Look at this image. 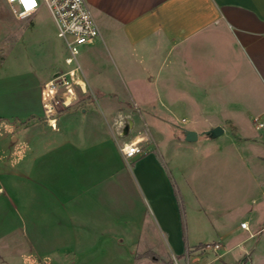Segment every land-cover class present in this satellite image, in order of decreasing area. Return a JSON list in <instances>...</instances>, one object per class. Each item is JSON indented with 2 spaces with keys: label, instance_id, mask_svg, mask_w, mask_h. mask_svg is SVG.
Instances as JSON below:
<instances>
[{
  "label": "crops",
  "instance_id": "obj_1",
  "mask_svg": "<svg viewBox=\"0 0 264 264\" xmlns=\"http://www.w3.org/2000/svg\"><path fill=\"white\" fill-rule=\"evenodd\" d=\"M85 2L95 43L112 39L119 79L102 83L97 58L83 60L87 93L52 117L54 129L36 122L47 121L41 89L59 69L33 80L19 118L38 120L11 137L18 150H45L50 252L68 264H264V0ZM126 96L156 104L147 116L159 125L124 137L132 113L107 109L103 124L89 107ZM124 139H140L144 154L126 161Z\"/></svg>",
  "mask_w": 264,
  "mask_h": 264
},
{
  "label": "rangeland",
  "instance_id": "obj_2",
  "mask_svg": "<svg viewBox=\"0 0 264 264\" xmlns=\"http://www.w3.org/2000/svg\"><path fill=\"white\" fill-rule=\"evenodd\" d=\"M98 43L83 47L79 61L84 68L83 60L87 65L97 58L102 83L112 85L114 79L115 82L119 79V73L114 72L112 66V39L104 38L103 42ZM65 56L64 44L56 37L53 21L44 6L32 19L22 20L15 18L5 1L0 0V264H68L69 261L68 258H61L62 252L59 250L50 252L51 234L44 227L46 189H51V184L48 185L44 179L45 150L42 146L18 150L11 138L17 136L15 133L23 125H28L34 118L38 120L37 117L19 118L22 116L19 115L22 105L34 94L28 88L29 84L33 80L52 78L56 69L65 70ZM115 90L121 96L126 95L123 87ZM84 95L76 91L77 100L73 104L79 103ZM119 99L127 103L107 104L101 99H93L89 107L102 121L110 118L105 113L107 109L114 112L116 108H121L132 113L133 131L130 134L131 125L126 134L130 138L137 131L142 132L145 126L156 128L159 125L157 120L147 116L150 113L157 115L156 104L141 105L127 96ZM63 108L55 109L48 117H57ZM140 115L145 121L141 120ZM169 121L170 126L176 129L174 119ZM132 122L124 120L122 125ZM36 123L41 125V129L52 128L44 119ZM224 138L222 135L218 139L223 141ZM128 140L124 139L123 144ZM60 171V168L52 169L55 174H60ZM30 235L35 236L39 250L45 253L42 255L44 258H34L26 242Z\"/></svg>",
  "mask_w": 264,
  "mask_h": 264
},
{
  "label": "built area",
  "instance_id": "obj_3",
  "mask_svg": "<svg viewBox=\"0 0 264 264\" xmlns=\"http://www.w3.org/2000/svg\"><path fill=\"white\" fill-rule=\"evenodd\" d=\"M11 13L17 19H32L44 6L50 15L56 30V37L65 47V70H59L53 78L41 89V99L47 123L55 128L52 117L54 110L64 106L69 107L77 100L76 91L87 93V85L79 61L81 49L93 46L100 37L97 23L90 13L85 0H4ZM33 2V7L28 3ZM53 122V123H52ZM254 122H258L255 120ZM257 123L256 127L261 128ZM123 158L128 161L144 154L142 141L133 139L120 148ZM240 227L248 230L246 223ZM253 236V235H251ZM217 246L213 248L215 251Z\"/></svg>",
  "mask_w": 264,
  "mask_h": 264
},
{
  "label": "water",
  "instance_id": "obj_4",
  "mask_svg": "<svg viewBox=\"0 0 264 264\" xmlns=\"http://www.w3.org/2000/svg\"><path fill=\"white\" fill-rule=\"evenodd\" d=\"M130 126H131V123H130V125H125V126L123 127V130H122V133H121L122 136H126L128 130L130 129ZM221 133H222V129L219 128V127H216V128H214V129H212V130L210 131V134H211L212 137H217V136H219ZM184 139H185V141H187V142L195 141V140H196V133H194V132H192V131H185V132H184Z\"/></svg>",
  "mask_w": 264,
  "mask_h": 264
},
{
  "label": "snow or ice",
  "instance_id": "obj_5",
  "mask_svg": "<svg viewBox=\"0 0 264 264\" xmlns=\"http://www.w3.org/2000/svg\"><path fill=\"white\" fill-rule=\"evenodd\" d=\"M33 6H34V3H33V2H29V3H28V7L31 8V7H33Z\"/></svg>",
  "mask_w": 264,
  "mask_h": 264
}]
</instances>
